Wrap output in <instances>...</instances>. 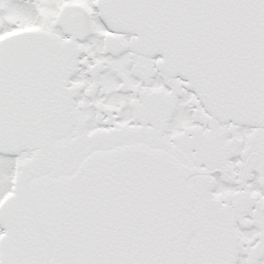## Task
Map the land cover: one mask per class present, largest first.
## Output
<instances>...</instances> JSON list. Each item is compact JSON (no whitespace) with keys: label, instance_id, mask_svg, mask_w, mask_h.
<instances>
[{"label":"snow or ice","instance_id":"1","mask_svg":"<svg viewBox=\"0 0 264 264\" xmlns=\"http://www.w3.org/2000/svg\"><path fill=\"white\" fill-rule=\"evenodd\" d=\"M0 264H264V0H0Z\"/></svg>","mask_w":264,"mask_h":264}]
</instances>
